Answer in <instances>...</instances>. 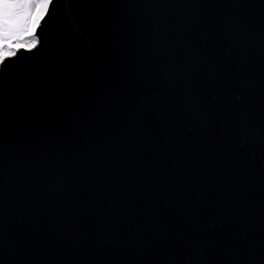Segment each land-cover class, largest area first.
<instances>
[{"label":"water","instance_id":"95a60500","mask_svg":"<svg viewBox=\"0 0 264 264\" xmlns=\"http://www.w3.org/2000/svg\"><path fill=\"white\" fill-rule=\"evenodd\" d=\"M56 9L43 46L0 72V264H264V0H57ZM226 31L237 45L232 59L245 71L244 83L221 97L226 107L248 111L251 123L220 147L217 163L243 166L248 175L243 219L226 220L218 239L203 246L168 190L175 180L171 165L161 167L168 149L145 134L152 125H134L125 106L138 105L160 71L182 94L192 85L178 77L189 62H202L197 49L206 38L203 52L224 55ZM98 162L113 180L133 170L139 199L159 193L152 223L141 222L147 243L130 241L124 223H112L116 197L96 199L93 185L77 182ZM61 178L71 190L52 191ZM107 212L113 215L101 226ZM240 231L246 236L236 243Z\"/></svg>","mask_w":264,"mask_h":264},{"label":"snow or ice","instance_id":"6c2138e0","mask_svg":"<svg viewBox=\"0 0 264 264\" xmlns=\"http://www.w3.org/2000/svg\"><path fill=\"white\" fill-rule=\"evenodd\" d=\"M56 4L57 0H0V72L10 64L19 63L25 53L35 54L43 46V29L56 13ZM221 35L226 44L225 54L211 57L203 52L205 38L203 47L197 49L202 62H189L178 77L189 80L192 85L182 94L175 90L168 72L160 71L159 80L153 78L150 81L151 87L140 103L125 106L133 124L145 130L152 125L155 131H146L145 134L153 137L162 149H168L161 164L162 168L171 165L175 172V180L168 190L179 197L183 205L180 215L198 233V243L203 246L218 239L216 229L223 227L226 220L232 217L243 219L239 202L242 181L248 175L243 166L225 170L217 163L220 147L241 137L251 123L248 111L223 104L221 92L225 88L231 91L235 81L244 83L245 69L232 59L237 46L234 37L228 31ZM139 75L145 78L143 72ZM244 91L251 97L250 83ZM243 98L244 92L236 95L237 100ZM73 118L79 120L78 112ZM260 118L261 132L264 133V97ZM90 139L86 135L85 143ZM239 147H243L242 138ZM104 150H108L107 145ZM109 171L106 163L98 162L97 171L91 175L82 172L77 182L93 185L96 199L107 198L111 204V198L116 197L112 223H124L130 241L147 243L148 235L141 231V222L152 223L150 217L159 211V193L139 199L137 192L132 191L133 170L119 180L111 179ZM115 175L120 177L121 174L117 172ZM153 183L158 184L159 178ZM51 190L69 191L71 186L61 178ZM138 193L142 196L144 188L138 187ZM213 199L217 207L213 206ZM112 215V212L103 213L101 226H105V221ZM245 236V232H237L235 242L239 243Z\"/></svg>","mask_w":264,"mask_h":264}]
</instances>
